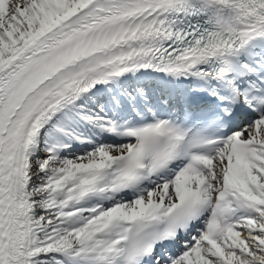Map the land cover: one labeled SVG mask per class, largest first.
Masks as SVG:
<instances>
[{
    "label": "snow or ice",
    "instance_id": "1",
    "mask_svg": "<svg viewBox=\"0 0 264 264\" xmlns=\"http://www.w3.org/2000/svg\"><path fill=\"white\" fill-rule=\"evenodd\" d=\"M0 264H264V0H0Z\"/></svg>",
    "mask_w": 264,
    "mask_h": 264
}]
</instances>
